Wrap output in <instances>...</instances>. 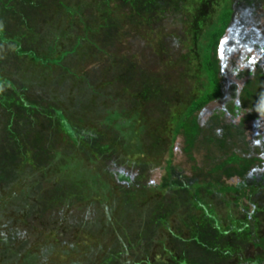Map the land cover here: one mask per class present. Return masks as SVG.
<instances>
[{
  "label": "rangeland",
  "instance_id": "rangeland-1",
  "mask_svg": "<svg viewBox=\"0 0 264 264\" xmlns=\"http://www.w3.org/2000/svg\"><path fill=\"white\" fill-rule=\"evenodd\" d=\"M74 1L84 0H0V72L12 85L0 93L27 103L0 105V264H190L195 209L188 196L164 199L149 184L163 176L174 124L201 86L198 40L217 0H86L81 16L65 14L63 3ZM231 4L234 35L252 33L229 57L264 64V0ZM46 111L103 140L78 144L44 120ZM37 127L53 148L46 156L33 142ZM261 182L252 203L215 202L216 215L252 212L255 234L264 233ZM244 231L236 251L257 255ZM217 247V264L239 263L238 252Z\"/></svg>",
  "mask_w": 264,
  "mask_h": 264
},
{
  "label": "trees",
  "instance_id": "trees-1",
  "mask_svg": "<svg viewBox=\"0 0 264 264\" xmlns=\"http://www.w3.org/2000/svg\"><path fill=\"white\" fill-rule=\"evenodd\" d=\"M86 2L74 1L72 5L62 2L65 14L81 16L87 8ZM216 2L215 17L212 22L206 23L198 40L201 86L174 124L163 176L159 182L150 183L149 186L160 190L164 199L171 193L184 194L188 196V205L195 209L197 216L193 219L195 225L190 241L194 244L196 255L189 253L195 256H189V259L186 257L185 262L217 264L216 259L223 252L217 244H225L236 251L245 242L242 234L247 228L252 234L250 244L259 253L247 256L236 251L238 264H264V233L261 231L260 235L255 234L253 213L246 211L236 217L231 212L225 219L216 215L215 211V202L228 207L232 204L241 206L243 201L252 203L256 194L263 192L257 187L264 179V135L260 127L264 122V64L255 62L250 66L251 64L243 65L240 62L243 67H239L240 63L236 64V59H231L235 56L233 52L238 53L235 46L238 43L245 44L248 41L246 36L252 31L241 28L239 35H234L232 24L235 10L231 0ZM230 45L235 47L231 51L228 49ZM50 49L55 50L56 45H51ZM230 54L233 56L229 57ZM238 56L236 55L237 60L240 58ZM232 75L242 80L241 85L231 81ZM11 86L9 77L0 72V89ZM19 100L15 101L11 95L0 93V105L9 101L17 102L18 108L23 110L26 102ZM220 101H224L223 106L205 117V109ZM29 108L40 112L46 110L36 105H30ZM43 114L45 121L57 126L78 144L86 139L89 145L97 146V141L103 140L100 135L85 136L82 129L71 125L59 111L54 116L47 111ZM32 131L34 145L38 146L34 147L40 155H48V148H53L43 144L45 133L38 127ZM178 156L181 158H177ZM174 158L179 160L174 161ZM109 172L119 182L127 183V186L134 183L129 173L116 169ZM13 173H5L3 182H12ZM9 201L18 204L20 200L12 197ZM11 234L15 237L13 231ZM6 242L10 244L9 241ZM6 244L4 245L7 246Z\"/></svg>",
  "mask_w": 264,
  "mask_h": 264
}]
</instances>
